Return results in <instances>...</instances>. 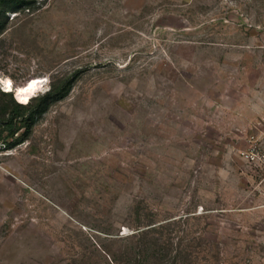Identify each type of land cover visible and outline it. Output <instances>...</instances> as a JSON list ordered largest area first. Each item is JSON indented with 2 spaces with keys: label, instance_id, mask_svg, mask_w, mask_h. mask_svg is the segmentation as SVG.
<instances>
[{
  "label": "rangeland",
  "instance_id": "374dc122",
  "mask_svg": "<svg viewBox=\"0 0 264 264\" xmlns=\"http://www.w3.org/2000/svg\"><path fill=\"white\" fill-rule=\"evenodd\" d=\"M0 74V264H264V0H0Z\"/></svg>",
  "mask_w": 264,
  "mask_h": 264
},
{
  "label": "trees",
  "instance_id": "16d2710c",
  "mask_svg": "<svg viewBox=\"0 0 264 264\" xmlns=\"http://www.w3.org/2000/svg\"><path fill=\"white\" fill-rule=\"evenodd\" d=\"M3 91V90H2ZM18 90H16L15 88L12 91H3L4 95H9L11 97V102L13 104V110L14 111H19V110H28L29 107V114L27 115V117L25 118V120L21 119V121H25L27 128L31 126L32 122H33V118H34V114H37L39 112H42L47 105L54 100L55 98L58 97V94L55 93L54 90H50L47 93H45L44 95H42L40 98H38L39 102L34 103L33 101L36 100V98L33 97V95L31 97L28 98V102L26 103L25 101H20L16 99V95L18 94ZM15 95V98H14ZM15 118V116H10L7 119V122L11 125H13V119ZM16 121H18V119H16Z\"/></svg>",
  "mask_w": 264,
  "mask_h": 264
},
{
  "label": "bare ground",
  "instance_id": "6f19581e",
  "mask_svg": "<svg viewBox=\"0 0 264 264\" xmlns=\"http://www.w3.org/2000/svg\"><path fill=\"white\" fill-rule=\"evenodd\" d=\"M43 81H45L43 78H35L29 81L26 87L18 92V100L26 101L29 97L34 95L36 91L41 88ZM0 87L3 91H12L14 89V84L10 78L2 77L0 74Z\"/></svg>",
  "mask_w": 264,
  "mask_h": 264
},
{
  "label": "water",
  "instance_id": "95a60500",
  "mask_svg": "<svg viewBox=\"0 0 264 264\" xmlns=\"http://www.w3.org/2000/svg\"><path fill=\"white\" fill-rule=\"evenodd\" d=\"M19 87V86H18ZM18 87H16V88H18Z\"/></svg>",
  "mask_w": 264,
  "mask_h": 264
},
{
  "label": "snow or ice",
  "instance_id": "6c2138e0",
  "mask_svg": "<svg viewBox=\"0 0 264 264\" xmlns=\"http://www.w3.org/2000/svg\"><path fill=\"white\" fill-rule=\"evenodd\" d=\"M10 83V82H9Z\"/></svg>",
  "mask_w": 264,
  "mask_h": 264
}]
</instances>
